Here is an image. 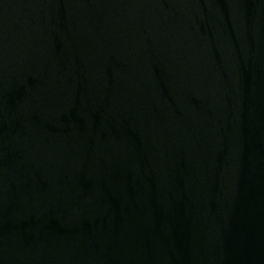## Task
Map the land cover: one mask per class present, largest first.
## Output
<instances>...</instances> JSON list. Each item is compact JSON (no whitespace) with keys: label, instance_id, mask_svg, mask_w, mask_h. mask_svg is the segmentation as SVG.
<instances>
[{"label":"water","instance_id":"1","mask_svg":"<svg viewBox=\"0 0 264 264\" xmlns=\"http://www.w3.org/2000/svg\"><path fill=\"white\" fill-rule=\"evenodd\" d=\"M0 264H264V0H0Z\"/></svg>","mask_w":264,"mask_h":264}]
</instances>
